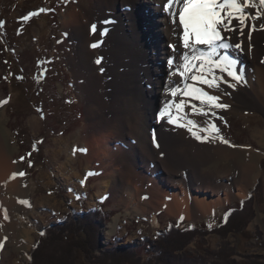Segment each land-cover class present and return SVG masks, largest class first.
<instances>
[{
    "label": "rangeland",
    "instance_id": "obj_1",
    "mask_svg": "<svg viewBox=\"0 0 264 264\" xmlns=\"http://www.w3.org/2000/svg\"><path fill=\"white\" fill-rule=\"evenodd\" d=\"M95 2L88 3V9L84 8L88 17L86 27L91 21L95 25V11H103L100 0ZM76 7L82 8L81 3L74 0H0V102L6 101L0 103V155L8 164L4 172H0V193H5L8 184L18 179L14 188L18 191L17 200L6 209V220L15 225V240L7 244L5 238L0 239L3 245L0 264H26L28 252L51 222L61 220L67 212L89 211L99 206L105 219L93 229H96L94 235L98 234L102 250L114 249L116 245L130 250L133 259L141 258L142 261L149 256L142 240L153 237L170 222L211 229L226 219L230 209L238 208L233 216L238 215L239 220L244 221L243 232H228L223 238L214 233L215 230H202L206 233L195 236L187 251L196 255L206 246L217 250L227 243L234 249L237 263L263 261L264 108L256 98L253 100L247 88L241 99H228L225 103L228 107L218 112L221 115L215 125L219 132L209 130L207 139H195L192 145L189 142L188 151L193 158L187 162L182 160V165L180 159H176L175 170L160 161L145 159L141 153L135 157L129 146L139 148V144L134 142L135 138H129L127 145H121L118 128L113 122L115 114L101 110L100 106H97L99 111L90 110L93 100L98 105L107 100L105 97L93 99L91 90L98 96L103 89L95 88V82L81 72L84 66L86 68L82 62L83 47L87 45L81 34L83 27L74 24L76 20L64 22L66 11L76 12ZM137 10L140 9L136 4L131 10L134 15H131L135 16ZM147 10L151 8H145V13H149ZM25 16L30 18L24 20ZM125 20V17L120 19ZM106 46L110 51L108 42ZM242 54H236L237 61L239 59L238 63L246 66L248 59L244 52ZM113 63L114 60L111 65L117 71H125L124 66ZM242 77L244 80L245 76ZM108 78L115 79V75L109 74ZM143 83L145 86L146 80ZM111 89L113 87H109ZM247 91L250 94L246 95ZM245 96L248 98L244 99ZM150 111L148 109L147 113L152 118ZM121 132L122 137L126 129L122 128ZM225 140L228 143H224ZM92 143L97 146L98 153L88 156ZM174 143L176 145L175 140ZM205 147L210 148L211 161L202 167L201 177L196 173L195 158L197 151L205 152ZM218 149L230 156H214L213 152ZM250 163L254 171L247 186L235 189L231 200L221 199L222 203L212 204L211 208L207 205L200 208L194 199L192 214L179 204L171 209L167 203L171 201L170 194L175 192L180 194L181 200L188 193L213 202L217 196L207 190L209 187L202 188V183L235 184L239 169L241 172L242 166ZM20 172L25 175L12 178L13 173ZM122 174H125L123 178ZM149 192H154L159 199L143 204L149 201ZM220 196L225 197L226 191ZM1 216L4 220L5 211H0V220ZM94 235L93 239H97ZM102 250L94 248V256L98 258L90 259L93 264H99L96 263L99 255L107 254ZM51 257L57 264L59 260ZM206 260L212 263V258L206 257Z\"/></svg>",
    "mask_w": 264,
    "mask_h": 264
},
{
    "label": "bare ground",
    "instance_id": "obj_2",
    "mask_svg": "<svg viewBox=\"0 0 264 264\" xmlns=\"http://www.w3.org/2000/svg\"><path fill=\"white\" fill-rule=\"evenodd\" d=\"M74 1L81 3L82 8L78 9L76 7L78 9H76V12L68 9L66 15L64 14V22L69 23L76 20L77 22L75 21L74 24L79 28H84H81V34L87 45L83 47L82 62L86 65V68L84 66L81 72L87 78L89 77V81L95 82V88L98 89L99 87L103 89L102 93L100 95L98 94V96L95 95L92 89L91 93L94 94L93 99L105 97L104 99L107 100L106 102L103 100L100 101L101 105L96 104L93 100L90 110L98 109L99 111L97 106H100L101 110L104 111L107 109L110 113L115 114L116 119H114L113 122L116 123H114V125L118 128V139L121 145H127V140L129 138H135L136 140L134 139V142L139 144V148L129 146V149H132V153L137 158L139 153H141L144 155L145 159L149 157L152 161H160L172 170L176 168V166H174L176 159H180L179 163H181V165L184 164L183 161L187 162L189 159H192L193 155L191 154L190 157L188 144L191 143L192 145L194 143L196 139L195 136L188 131L187 127H180L178 123H169L168 116H163L160 122L156 121L157 110H160L161 113L166 103L173 101L177 103L181 101L185 102V112L188 114L187 119H191L196 123L198 127L194 128L193 131H198V134L203 138L210 135L209 125L217 123V118L221 115L218 112L223 109H212L211 111L216 113L215 116L211 114L208 116L198 115L193 113L192 105L205 107L201 105L199 101L179 95L177 97L171 96L170 89L177 85L183 87L182 77L178 74L177 68L182 63L181 56L186 50L182 47V40L180 39L182 27L178 26V21L177 24L174 25L171 17L164 10V5L167 0H145L146 2L144 0H100L103 11H95V20H93L96 25L95 31L90 28L94 25L93 23L91 24L92 21L89 22L86 27L85 24L88 17L84 11V8H87L86 5L95 2V0ZM118 4L121 9L118 8ZM136 4L140 10H137L135 16H132L131 10L136 7ZM143 6L145 8H151V10H147L149 13H145V8H143L144 12L141 11ZM249 11L254 12V10ZM132 14L134 15V13ZM124 17L126 20L120 21V19H124ZM233 24H236V21H233ZM173 29H175V34ZM91 31L94 33H90ZM224 35L228 37L226 42L231 45H241L238 49L230 47L227 50H221V52L223 53L226 51L232 59H235L236 70L238 74L245 76L244 80L241 79L237 82L227 76L226 72L221 73L217 71V75L223 77L225 81L220 84L218 90L210 89L203 84H197L196 86L203 88L212 95L218 96V102L221 104L227 103L228 99L231 98L241 99L240 96H244L243 91L247 88L253 100L257 99L256 101L264 108V16L249 20L248 26L243 29V34L239 31H235L224 33ZM107 42L108 46H110V51L108 49L106 50ZM94 44L97 46L92 47ZM170 46H175L176 51H173V48ZM198 47L206 51L205 46ZM240 50L242 53L244 52L245 57L248 59L246 66L240 65L238 63L239 59L237 61L236 54L243 56ZM170 59L174 61L172 65L168 63ZM97 60H99L100 63H96ZM112 60H114L113 64H120V67L124 66L125 71H117V68L111 65ZM162 60L167 62V66L169 67H166L165 62ZM87 72H90V74H87ZM243 73L244 75H242ZM109 74L115 75V79H109ZM145 80L146 83L144 86L143 82ZM188 82L193 83L192 81ZM231 85L235 86L232 87ZM109 87H113V89L110 91ZM249 92L247 91L245 94L248 95ZM247 98L246 96L244 97V99ZM160 105L161 108H159ZM148 109H151L150 112L153 113L152 118L148 116ZM103 111H101V114L104 113ZM172 112L173 117H175V108L172 109ZM179 123H186V120H180ZM153 125L155 128H153ZM120 127L121 130L122 128L126 129V133L123 132L122 137V132L120 134ZM199 129H204V131H199ZM154 131H156V133H154ZM109 137H111L110 134ZM123 137L125 139H123ZM174 140L176 145L175 143L173 145ZM99 143L104 146V142ZM91 145L88 156H95L98 153L97 146L94 143ZM209 149V147H205V152L202 150L197 151L195 158L197 163L196 173L198 175L200 174V176L202 167H205V165L211 161ZM121 152L123 154L126 153V151L123 150ZM213 154L214 156H221V154L226 157L230 156L226 151H221L219 149L214 151ZM70 161H73L72 157H70ZM7 166L8 164L4 156L0 155V172H4ZM253 171L252 163L243 165L241 172L239 169V175L236 177L235 184L214 181L213 184L202 183V188L205 186L209 187L207 190L217 196L215 201H213L215 203L206 201L204 197L190 196L188 193L185 198L181 200L178 192L171 193V197L168 196L171 198V201H167V203L170 205L171 209L179 204V206L183 207L190 214H192L195 209L194 206H192V200L194 201V199H197L195 205L200 208H203L204 205L210 206L209 208H211L212 204H217L218 202L222 203L223 201L221 199L231 200L235 195V189L238 190L243 186H247ZM103 174L104 173H102V175ZM121 176L123 178L125 174ZM17 180L18 179H15L14 182L8 184L9 186L7 189H4L5 193H0V211H5L14 200H17L18 191L17 189L14 190ZM128 185L133 186L130 182H128ZM182 185L183 188L186 189V186L184 184ZM0 187L2 186L0 185ZM187 191L188 190H186V192ZM224 191H226V196H220ZM147 195L149 201L143 204H151L152 201L155 203L156 198L159 199V196H156L154 192L152 194L149 192ZM2 217L3 216H1V218ZM2 220L3 218L0 220V239H2V237L5 238L7 244L14 242L15 227L13 226L15 225L10 220Z\"/></svg>",
    "mask_w": 264,
    "mask_h": 264
},
{
    "label": "snow or ice",
    "instance_id": "obj_3",
    "mask_svg": "<svg viewBox=\"0 0 264 264\" xmlns=\"http://www.w3.org/2000/svg\"><path fill=\"white\" fill-rule=\"evenodd\" d=\"M164 10L171 17L174 25L178 21V26L182 27L180 39L182 47L186 50L181 56L182 63L177 68L178 74L182 77L183 87L177 85L170 89V94L172 97L179 95L197 100L205 106L192 105L194 114L215 116L216 113L211 111L212 109H224L228 106L219 103L218 96L212 95L196 85L203 84L210 89L218 90L220 84L225 81L223 77L217 75V71L226 72L227 76L237 82L242 79L236 70V61L226 51L221 52V50H227L230 47L238 49L241 45L233 46L226 42L228 37L224 33L239 31L243 34V29L248 26L249 20L264 16V0H167ZM249 10H254V12ZM37 14L31 13L30 15ZM29 18V16L23 17L24 20ZM233 21H236V24H233ZM0 27H2V22H0ZM92 30H96L95 25L92 26ZM173 32L175 34V29ZM96 46L92 45V47ZM198 46H205L206 51ZM170 47L176 51L175 46ZM96 63H100V61L97 60ZM168 63L172 65L174 61L170 59ZM0 103H6V101ZM185 107L186 104L183 101L166 103L160 115L168 116L169 123H178L180 127H187L196 139H207L206 136L202 138L198 131H193L198 126L193 120L187 119L188 114L185 112ZM173 108L176 110L175 117H173ZM180 120H186V123H179ZM209 129L212 132H219L215 124H210ZM199 131H204V129H199ZM223 142L228 143L226 140ZM16 175L24 176L25 173H13L12 178H15ZM88 175H92V173H88ZM21 203L26 202L21 201ZM7 218L5 210V219ZM0 247L3 245L0 244Z\"/></svg>",
    "mask_w": 264,
    "mask_h": 264
},
{
    "label": "trees",
    "instance_id": "obj_4",
    "mask_svg": "<svg viewBox=\"0 0 264 264\" xmlns=\"http://www.w3.org/2000/svg\"><path fill=\"white\" fill-rule=\"evenodd\" d=\"M237 209H230L225 216L226 219L211 229L199 228L193 224L177 225L170 222L163 230L156 231L153 237H145L142 240L143 248L149 252L145 261L141 258L133 259L130 250L116 245L114 249L102 250L101 245L98 244V234L94 235L96 229H93L105 219L102 216V207L99 206L89 211L67 212L61 220L51 222L45 227L44 235H40L38 242H35L28 252L29 259L26 264H35L36 261L38 264H55L51 256L59 260L57 264H93L90 259L94 256L95 247L107 253L105 257L99 255V260L96 262L99 264L124 262L125 264H242L237 263L234 258L235 251L227 243L222 244L217 250H210L206 246L203 252L196 255L187 251L195 236H202L206 233L202 230H207V232L215 230L214 233L223 238H226L228 232H241L245 223L239 220L238 215L233 216ZM90 234L92 236H88ZM93 235L97 239H93ZM206 257L212 258V263H208ZM97 258L98 256L95 255L94 259ZM261 258H264V255ZM255 264H264V260L255 261Z\"/></svg>",
    "mask_w": 264,
    "mask_h": 264
}]
</instances>
